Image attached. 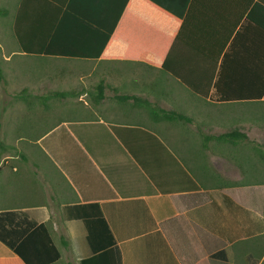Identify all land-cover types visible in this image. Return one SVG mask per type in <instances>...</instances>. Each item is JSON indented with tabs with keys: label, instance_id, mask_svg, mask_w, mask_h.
<instances>
[{
	"label": "crops",
	"instance_id": "1",
	"mask_svg": "<svg viewBox=\"0 0 264 264\" xmlns=\"http://www.w3.org/2000/svg\"><path fill=\"white\" fill-rule=\"evenodd\" d=\"M14 5L12 38L16 15L20 36L34 48L25 51L42 52L29 56L52 69L30 80L38 85L32 97L64 104L22 121L26 132L42 134L22 148L44 156L21 157L0 171V212L45 224L59 250L50 264H80L91 255L75 214L96 209L120 264H264V90L245 95L249 70L264 63V0ZM0 52L5 62L2 46ZM219 67L227 87L245 96L220 100L211 88L202 98L162 69L189 79ZM150 109L189 120H154ZM191 113L209 123L191 124ZM182 123L193 125L199 140L183 134ZM0 264H24L1 238Z\"/></svg>",
	"mask_w": 264,
	"mask_h": 264
},
{
	"label": "trees",
	"instance_id": "2",
	"mask_svg": "<svg viewBox=\"0 0 264 264\" xmlns=\"http://www.w3.org/2000/svg\"><path fill=\"white\" fill-rule=\"evenodd\" d=\"M20 9H17V15ZM20 21L15 20L11 25L14 40L20 51H24L27 55H40L42 52H29L27 49H34L24 43L18 31ZM41 50V48H38ZM48 54V53H47ZM45 55V54H44ZM220 65V64H219ZM222 65V64H221ZM169 72L176 78H180L185 83V87L192 93L201 96L202 98L209 95L210 89H214V93L220 100L230 98H237L241 92L239 90H230L226 85V79L221 76L224 75L225 70L219 67L218 69H205L202 71L201 77H189V79L182 76L178 70L162 68ZM181 81V83H183ZM248 86L245 95L256 96L261 95L264 90V63L260 67L251 68L248 73ZM99 94L97 100L102 96V86L98 85ZM245 96L244 94H241ZM149 116L154 120H175L184 119L189 120L187 116L173 111L162 109H150ZM233 133H222L221 138L225 139L231 137ZM244 137L242 134H238ZM2 152L0 145V154ZM94 207L95 204H85L81 208ZM79 213L83 220L86 229V241L90 247L91 255L87 258L81 259L80 264H120V257L117 249L114 246V239L109 232L103 218L99 211L91 210ZM264 215V203H263ZM74 215V216H75ZM24 216L15 211L0 212V238L5 244L12 249V251L21 259L24 264H50L59 258V250L51 240L49 232L42 223H35L34 221H23Z\"/></svg>",
	"mask_w": 264,
	"mask_h": 264
},
{
	"label": "rangeland",
	"instance_id": "3",
	"mask_svg": "<svg viewBox=\"0 0 264 264\" xmlns=\"http://www.w3.org/2000/svg\"><path fill=\"white\" fill-rule=\"evenodd\" d=\"M16 0H5V16L2 15V0H0V46L4 48L5 51V62L2 60V55L0 52V108L3 101V96H5V151L0 154V171H5L6 166L14 164L17 166L18 160L21 157L25 159L31 157H43L44 155L37 149L36 145H33L37 150V154L40 155L32 156V150L24 149L22 146H26L27 140L36 139L41 133H28L27 125L22 123V121L32 122L34 120V112L41 115V111H45L50 108L53 104L61 103L64 101L60 99L44 100V98H34L32 97V92L35 90L37 92L38 85L32 84L30 80L34 79L36 75H51L52 69L49 67L50 63L48 61L42 62L46 67L41 65L35 59L36 56H21L16 54L17 47L14 43V39L10 33V16H12V10L14 8ZM12 11V12H11ZM46 63V64H45ZM34 64L36 65L34 68ZM5 82V84L3 83ZM24 87L25 89L19 93L20 89ZM31 95H29L28 93ZM209 109L206 113L209 115ZM191 118V124L209 123V116L206 118L194 116L192 113L189 115ZM209 118V120H208ZM45 123L40 126L43 129ZM183 126H186L184 129ZM181 132L188 137L195 139V132L193 125L189 126L185 123L179 125ZM193 127V128H192ZM3 133L0 132V138ZM4 135V134H3ZM196 140H199L196 138ZM16 144V145H15ZM21 146V147H20ZM32 146V147H33ZM33 147V148H34ZM23 150H22V149ZM21 150V151H20ZM23 151L26 153L24 154ZM20 152L23 156L20 155ZM25 155V156H24ZM54 264H63V262ZM75 263V261H72Z\"/></svg>",
	"mask_w": 264,
	"mask_h": 264
}]
</instances>
